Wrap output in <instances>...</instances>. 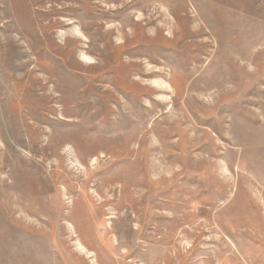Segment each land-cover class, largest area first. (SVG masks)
I'll use <instances>...</instances> for the list:
<instances>
[{"label": "rangeland", "instance_id": "1", "mask_svg": "<svg viewBox=\"0 0 264 264\" xmlns=\"http://www.w3.org/2000/svg\"><path fill=\"white\" fill-rule=\"evenodd\" d=\"M0 264H264V0H0Z\"/></svg>", "mask_w": 264, "mask_h": 264}, {"label": "bare ground", "instance_id": "2", "mask_svg": "<svg viewBox=\"0 0 264 264\" xmlns=\"http://www.w3.org/2000/svg\"><path fill=\"white\" fill-rule=\"evenodd\" d=\"M83 57H85V59H88V60L90 59V58H89L88 56H86V55L83 56ZM102 119H103V118H102ZM97 159H98V157H94V158H92V159H91V162H92L91 164L96 163V162H97Z\"/></svg>", "mask_w": 264, "mask_h": 264}]
</instances>
